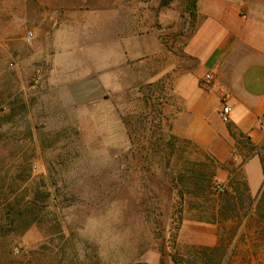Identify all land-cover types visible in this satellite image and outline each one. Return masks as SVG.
I'll use <instances>...</instances> for the list:
<instances>
[{"label": "rangeland", "instance_id": "rangeland-1", "mask_svg": "<svg viewBox=\"0 0 264 264\" xmlns=\"http://www.w3.org/2000/svg\"><path fill=\"white\" fill-rule=\"evenodd\" d=\"M196 4L0 0V264H202L219 237L224 264H264L244 219L264 192L246 189L247 134L222 183L226 166L177 135L167 106Z\"/></svg>", "mask_w": 264, "mask_h": 264}, {"label": "crops", "instance_id": "crops-1", "mask_svg": "<svg viewBox=\"0 0 264 264\" xmlns=\"http://www.w3.org/2000/svg\"><path fill=\"white\" fill-rule=\"evenodd\" d=\"M196 14L198 27L177 59L173 101L167 106L176 112L177 135L226 166L217 175L225 183L227 168L241 164L234 132L247 134L254 144L264 136V0H197ZM187 62L196 67L185 70ZM223 95L233 109L229 124L220 118ZM241 167L256 195L264 182L260 159ZM130 264L159 263L149 258Z\"/></svg>", "mask_w": 264, "mask_h": 264}, {"label": "trees", "instance_id": "trees-1", "mask_svg": "<svg viewBox=\"0 0 264 264\" xmlns=\"http://www.w3.org/2000/svg\"><path fill=\"white\" fill-rule=\"evenodd\" d=\"M197 1V0H196ZM244 136V135H242ZM246 138V146L248 147V154L245 158L242 160V164L246 163L249 159L253 157H258L262 163L263 171H264V156L259 152L261 147L259 145L254 144L251 141V138L249 136H244ZM236 138V137H235ZM237 140V139H236ZM236 149L237 152H239V146L240 142L236 141ZM212 177L208 178L205 175L198 174L192 177L193 183L195 186L202 192V194L208 195L210 193V189L212 188ZM247 191L249 190L247 185ZM251 199V197H250ZM257 200V204H254V202ZM227 204V199L222 200L221 202H224ZM233 206V207H232ZM251 206L252 209H251ZM236 204H227L225 206H222L220 209V215H223L226 217V219L229 217V212L233 214L237 213L236 211ZM233 219V218H232ZM244 219H247L248 222H250V225H252L253 222H256L259 226V231L257 230V233L259 232V240L264 246V192L259 193L256 199H252L250 202V210L245 214ZM241 223V222H240ZM242 224V223H241ZM239 224V228L242 226ZM228 244L226 242V238L219 237L218 244L213 247H202L200 248L201 255H202V264H224L225 256L227 255L228 251ZM233 250L230 255L234 254Z\"/></svg>", "mask_w": 264, "mask_h": 264}, {"label": "built area", "instance_id": "built-area-1", "mask_svg": "<svg viewBox=\"0 0 264 264\" xmlns=\"http://www.w3.org/2000/svg\"><path fill=\"white\" fill-rule=\"evenodd\" d=\"M35 34L33 31H29L25 36V42L31 44L34 40ZM232 107L227 103V96L223 95L222 105L220 109V118L224 124H229L231 121Z\"/></svg>", "mask_w": 264, "mask_h": 264}]
</instances>
